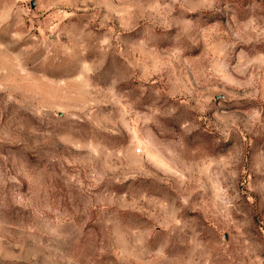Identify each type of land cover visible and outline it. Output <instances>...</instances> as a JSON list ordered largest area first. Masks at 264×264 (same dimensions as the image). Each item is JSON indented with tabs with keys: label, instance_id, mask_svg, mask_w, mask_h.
Instances as JSON below:
<instances>
[{
	"label": "rangeland",
	"instance_id": "374dc122",
	"mask_svg": "<svg viewBox=\"0 0 264 264\" xmlns=\"http://www.w3.org/2000/svg\"><path fill=\"white\" fill-rule=\"evenodd\" d=\"M0 264H264V0H0Z\"/></svg>",
	"mask_w": 264,
	"mask_h": 264
}]
</instances>
